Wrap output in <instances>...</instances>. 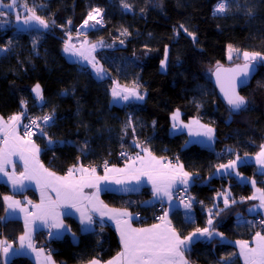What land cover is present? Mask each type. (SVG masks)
Segmentation results:
<instances>
[{"label": "trees", "instance_id": "obj_1", "mask_svg": "<svg viewBox=\"0 0 264 264\" xmlns=\"http://www.w3.org/2000/svg\"><path fill=\"white\" fill-rule=\"evenodd\" d=\"M26 2L49 27L26 33L0 27V48H8L0 51V116L9 118L23 112L22 101L27 103L26 111L36 117L53 115L52 124L44 126L46 135L35 138L48 168L64 175L74 165L102 167L104 160L121 165L125 161L119 157L121 151L132 156L146 147L155 156L181 163L195 178L189 192L202 203L192 208L194 219L188 221L181 210L171 216L181 236L207 227L210 217L211 230L230 242L251 241L256 232L264 234L262 224L255 223L263 215L249 213L255 204L248 199L254 195L253 187L231 175H215L219 165L254 156L264 143V61L257 58L256 76L240 89L247 101L241 111L234 112L225 103L213 81L217 66L243 64V51L264 55V0H226L228 11L215 15L214 7L220 0H132L136 7L132 12L109 9L105 27L87 33L90 40L107 44L97 53L108 74L102 80L90 68L67 60L64 47L78 33L90 7H108V1ZM117 30L120 39L115 37ZM229 45L240 50L231 60ZM161 61H165L164 68ZM114 82L122 87L138 85L146 93L145 101L117 105L111 92ZM36 84L43 89L42 105H37L33 96ZM176 110L185 121L197 118L214 128L213 148L189 144L187 135L171 133V116ZM137 143L142 145L136 147ZM239 173L254 179L264 190V172L256 165L244 164ZM8 194L10 190L0 185V237L17 245L24 227L21 221H4L3 196ZM228 194L230 203L225 208ZM150 198L149 190L132 195L104 194L109 205L140 213L142 225L153 223L146 218L156 205H143ZM219 209L223 211L217 215ZM240 218L245 222L238 224ZM66 222L74 236L50 240L46 233H37L35 237L37 245L51 251L57 263L105 262L120 252L117 233L111 227L98 226L83 233L75 219L67 218ZM188 258L193 264H243L236 246L217 238L195 242ZM0 264H5L1 255ZM9 264L35 263L29 257L17 256Z\"/></svg>", "mask_w": 264, "mask_h": 264}, {"label": "snow or ice", "instance_id": "obj_2", "mask_svg": "<svg viewBox=\"0 0 264 264\" xmlns=\"http://www.w3.org/2000/svg\"><path fill=\"white\" fill-rule=\"evenodd\" d=\"M123 7L130 9V5L124 3L122 0ZM23 8L28 14L24 16L21 21V16L16 15L18 23H23L26 28H32L34 25L42 29H47L49 24L46 19L37 15L35 7H30L26 0L23 3L20 0H0V9H8L10 11ZM228 11L226 7V0H220L214 9V15L217 13L223 14ZM8 13L0 11V17H7ZM97 17H101L97 19ZM89 20L95 21V24L102 25V10L99 8H93L89 11L87 18L84 20L81 27L89 26ZM54 23V22H53ZM71 23V21H69ZM94 27V25H93ZM184 26L181 25V28ZM187 31V29H184ZM126 31V30H125ZM79 35V33H78ZM188 35L193 37L195 41V35L191 32ZM101 46H103L101 44ZM72 48L75 46L72 45ZM96 45H92L94 51ZM0 51L7 52L8 48H0ZM65 52L70 51V47L65 43ZM238 49H233L231 45L228 48V59H232V53ZM75 54V53H73ZM83 55V53H81ZM95 69L98 78H103L102 73L104 69L97 67L98 62L95 57L89 58L84 57ZM242 58L245 61L243 64H238L235 67L223 68L217 66L216 78L217 83L220 85V90L224 95L225 100L234 112L240 111L245 107L247 101L245 97L238 94L237 80L239 77H248L249 68L251 62L257 60L264 61V55L259 52H242ZM167 59V51L165 53V60ZM165 67V61H161V68ZM116 82H114L115 84ZM138 85H134L131 90L127 87H113L111 92L114 98H119L124 101L135 97L137 100H143L144 95L140 94L136 89ZM33 93L39 100H43L42 90L39 84H36L32 89ZM122 93H126L123 94ZM22 106L25 104L21 102ZM25 113L14 114L7 120L0 116V136L3 137L0 140V174L8 176L9 180L15 187L17 184L21 188L24 187L20 178L15 176V172L9 173L7 166L13 164L12 157L19 156L20 160L24 161V171L20 174V177L26 180L35 181L37 186L41 188V202L40 204L33 205L35 208L34 212H29L26 208L20 206L19 201L12 200L10 196H5L3 199L5 202L11 201L7 204L8 209H12L13 212L19 209L20 212L25 213V232L19 237L21 249L24 247L31 248L35 251L34 245L31 241V223L33 218L41 221L49 229H66L63 221L60 219L61 215L67 213H61L59 209L63 206L70 209H75L80 212V223L92 225L95 223L92 215L88 212L98 213L101 218L107 216L110 220H113L116 224L117 231L120 237L121 251L117 253L115 257L105 262V264H188V260L185 258V253L190 250V244L193 243V237L199 233L200 236L212 237L213 231L210 228L213 224L211 218L207 221V227L196 228L195 232L181 237L178 231L172 226V222L168 219V212L165 211L163 215L157 217L160 223H154L147 228H134L132 227L131 220L133 219L131 213L126 210L110 209L107 205L99 199V192L101 191L99 185L101 182H114L116 184L131 183L135 181L137 185L142 183L141 178L146 177L147 181L152 185L153 195L157 198L167 197L169 201L172 200L171 189L173 184L179 180L181 184L188 185L190 180V174L183 170V165H174L171 162L162 163L163 157L157 158L148 148H142L143 155L137 153L135 157H129V163L124 168L108 167L107 161L104 162L105 173L103 176L97 174L95 167L88 168L82 165H74L70 167L66 174L57 175L56 172L45 168L39 160V147L33 142L31 137L36 133L32 131V126L40 129V135H46L45 127L49 126L50 121L53 120V115H44L31 120L30 125H24L25 131L23 136L18 132V127L22 116ZM171 119L174 122L179 121L180 112L176 110ZM38 120L42 123H38ZM131 123V121L129 122ZM155 123V122H153ZM195 126V127H194ZM177 127L176 123H173V128ZM183 128L188 129L190 136H202L206 137L208 141H212L214 138V129L207 125L201 124L198 119H193L187 124H182ZM52 141L49 140V144ZM136 147H140L137 143ZM125 155V153H121ZM239 159V157H237ZM257 163L264 166V145H261V151L256 154ZM14 166V165H13ZM236 167V161H229L227 165L221 164L218 166L219 169H230ZM76 173H79L77 176ZM239 175V173H237ZM255 187V181H252ZM85 188H93L96 191L91 194L85 193ZM55 193V199L47 196L48 191ZM128 189H125L127 191ZM260 193V207H264V190L259 188L256 189ZM228 195L224 197V206H229ZM191 199V198H190ZM243 199V198H242ZM248 199H257L254 194ZM31 203V202H29ZM231 203H235L234 200ZM186 209H191V203H185ZM211 211V210H210ZM223 209H219L216 213L222 212ZM251 211V210H250ZM6 219V217H5ZM138 219V217H137ZM191 220V217H186ZM51 221V223H49ZM101 227H103V220L100 221ZM261 224H264V220H261ZM53 235V233H49ZM216 235H221L216 233ZM28 240L25 245V240ZM240 246V256L244 259V264H264V234L256 232L253 237L254 246H249L247 241H237ZM12 245L7 240H0V251L5 256H8L9 250ZM41 252L43 249L40 250ZM47 259L51 261V255L49 254ZM88 264H101L97 259H93Z\"/></svg>", "mask_w": 264, "mask_h": 264}, {"label": "crops", "instance_id": "obj_3", "mask_svg": "<svg viewBox=\"0 0 264 264\" xmlns=\"http://www.w3.org/2000/svg\"><path fill=\"white\" fill-rule=\"evenodd\" d=\"M5 2L6 3L9 2V0H5ZM0 11H5V12L8 13L7 17H0V27L2 29L13 28L17 32H21V33H26V32L33 31V30L40 31V32L45 30V29L39 28L38 26H35V25L32 28H26L23 23H18L17 20H16V15H20L21 16V21H22L24 16L28 14L27 12L24 11V9L22 7L17 9V10H12V11H10L8 9H0ZM64 53H65V56H66L67 60H69L70 62H73V63H77V64H79V65H81L83 67L90 68L91 71L94 73V75L97 77L95 69L93 68L92 64H90L88 62V60L82 61V60L77 59L79 54H81V53L75 52V54H73V53H68V52H65V51H64ZM84 55H85V53L83 52L82 56H84ZM94 55H96L95 52H94ZM94 55H93V57H94ZM89 58H91V56H89ZM95 60L98 62L97 67L98 68L102 67L101 63L97 60L96 57H95ZM102 75H103L102 79H105L108 76V74L106 73L105 70L102 73ZM99 79H101V78H99ZM116 86H119L118 83H115V87ZM119 87H122V86H119ZM127 88L129 90H131L133 87H127ZM41 90H42V95H43V89L41 88ZM136 90L140 94L144 95V99L143 100H137L135 97H130V99L127 100V101H124V100L119 99V98H114L115 103L117 105H128V104H132V103L142 104L145 101V99H146V93L143 92L139 87H137ZM123 94H126V93H122V95ZM33 96H34V98L36 100L37 105H42L43 104L44 100L41 101V100L37 99L36 96H35V93H33ZM26 104L27 103L24 104V110H23L24 113L27 110ZM4 119L7 120L8 118H4ZM22 119H23V116L21 118V121H22ZM194 119H197V118H194ZM192 120L193 119H190L189 121H185L183 119L182 113L180 112L179 121L174 122L171 119V124H172L171 133L172 134H185V135H187L189 144H198L200 146L207 147V148H210V149L213 148L214 143H215V130H214V138H213L212 141H208V139L206 137H202V136H190L188 134V129L183 128L182 124H187V123H189ZM21 121H20V124H19V127H18V132H19V134L21 136H23L22 132H21ZM199 121H200L201 124L207 125V124L203 123L201 120H199ZM173 123L177 124V127L175 129L173 128ZM207 126L211 127L209 125H207ZM211 128H213V127H211ZM2 139H3V137L0 136V140H2ZM32 140L39 147V145L36 143L35 139H32ZM50 145H52V146L55 145V142L52 141V143ZM263 145H264V143H263ZM39 149H40L39 160L44 165L45 168H48L42 162V160L40 158L41 148L39 147ZM260 151H261V148H260L259 152ZM138 153L143 155L142 148L139 150ZM136 155H137V153L132 155L131 157H135ZM156 157L160 158L158 156H156ZM12 161H13V164H10V165L7 166V171L9 173H12L14 171L15 172V176L20 178V180H21L22 184L24 185V187L21 188L19 184H17L14 187L12 182L9 180V177L8 176H4L3 174H0V185H4L10 190V194L5 195V196H10L12 198V200L19 201L20 202V206L23 207V208H26L29 212H34L35 208L33 207V205L40 204V202H41V188L37 186L35 181L26 180V179H23L22 177H20V174L24 171V161L20 160L19 156H13L12 157ZM234 161H236V167L235 168H230V169L221 168V169H219V171H217V169H216L215 175L216 176H230L231 175V176L236 177L237 180L240 181V182H244V183L250 184L253 187L254 194L257 196V199H255V204L250 208L251 211L249 210V213L251 215L262 214L263 215L262 220H264V207H260V199H259L260 193L256 191V189L259 188L257 183H256V181L254 179H251V178H248L246 176H243L242 174L239 173V167L244 165V164H254L262 172H264V166H262L261 164L257 163L256 155L239 157V159L236 158ZM168 162H171L174 165H182L181 163H179L177 161H172V160L165 159V158L162 161V163H168ZM127 163H129V158L125 159V161L121 165H109V167L110 168L111 167L124 168ZM227 164L228 163H226L225 165H227ZM80 165H82L84 167H88V168L95 167L97 169V174L100 175V176H103L104 173H105V169H103L100 166H88V165H84V164H80ZM48 169L53 171L50 168H48ZM183 170L186 171L184 166H183ZM237 173H239V175H237ZM57 175H60V174L57 173ZM76 175L78 176L79 173H76ZM141 180H142V183L140 185H137L135 183V181H132L131 183H122V184H116L114 182H101V184L99 185V187L101 189V191L99 192V199L101 201H103V203L105 205H107L108 208H110V209L126 210L127 212L131 213L133 219L130 222L132 224V227H134V228H147V227H150L154 223L147 224V225H138L136 223L135 214L132 212L131 209L125 208V207L111 206V205H109L106 202V200L104 199V194L106 192L115 193V194H119V195H132V194L141 193L143 190H149L150 193H151V198L146 200L145 202H143L144 206L153 207V206H155L157 204H162L164 206V208H165V211L168 212V219H170V220H171L172 214L174 212L178 211V210H181L184 213L185 217H191V220L187 219L188 221H192L194 219V211H193V209L192 208L191 209H186L184 207V205H181L175 199V195H176L177 192L182 191V190L188 191L195 184L196 181H195V178H194L193 175L190 174V180H189L188 185L181 184L179 180H177L173 184V187L171 189V193H172V200L171 201H169L167 197H163L162 199L155 197L153 195V192H152V185H151V183H149L147 181V178L146 177H142ZM253 180L255 181V187L252 184ZM125 189H128V190L125 191ZM84 191L87 194H91L92 192H94L96 190L93 189V188H85ZM46 195L52 197L53 199H55V193L51 192L50 190L46 193ZM5 196H3V198ZM29 202H31V203H29ZM8 203H11V201L5 202L4 199H3L4 221H7V220L21 221L22 224H23V227H24V232H25V213L24 212H20L19 209H16L14 212H13L12 209H8L7 212H6L5 209H7V204ZM59 211L61 213H67L66 215H61L60 219L63 221V224H64L65 228L66 229H70V231H65L64 229H59L58 230V229H55V228L49 229L41 221L35 220L33 218H30V219H32V223H31V241H32V243L34 245L35 251H33L31 248H27V247H24L23 249H21L20 240H18L17 245H13L12 243L7 241L9 244L12 245V248L9 250L8 256H5L3 254V252L0 251V255H1L2 259H3V262L5 264H9L15 257H17V256H25V257H29L35 264H59V263H57L54 260L51 251H49L48 249H45V248L37 245L35 237H36L37 233H46L50 240L59 239V238H62L64 236H66V235L74 236L70 226H68V224L66 222L67 218L75 219L79 223L80 229H81V231L83 233H88V232L95 231L98 226H101L100 221L103 220V226H109L112 229H114L115 232L117 233V236H118V239H119V242H120V237H119V233H118L117 228H116V224H115V222L113 220H110L107 216L101 218L98 213L89 211L88 214L92 215L93 220L95 221V223H93L92 225H87V224H83L82 225L80 223V212L76 211L75 209H70V208H66V207H63V206L59 209ZM5 217H6V219H5ZM244 222H245V219H243V218H240L237 221L238 224H242ZM49 223H51V221H49ZM172 226L174 227L173 223H172ZM262 227L264 228V224H262ZM210 231H212L211 228H210ZM24 232H23V234H24ZM50 232L53 233V235H49ZM216 233H220V232H213V235H212L211 238H209L207 236H200L199 233H197L196 236L193 237V241L194 242L190 244V249H191L192 245L195 242H197V241H205V242L207 241V242H209V241H212L214 238H217V239H219L220 241H222L224 243H233L236 246V248L238 249V254L240 253V246L236 243L237 241L230 242V240H228L223 234L220 233L221 235H216ZM181 237H183V236H181ZM0 240H5V239L0 237ZM239 241H241V240H239ZM247 242L249 243V246H254L253 239L251 241H247ZM24 243H25V245H27V243H28L27 238H26ZM41 249H43L42 252L40 251ZM120 251H121V249H120ZM188 252L185 253V258L188 260V264H193V263L190 262V260L188 258ZM49 254L51 255V261H49L47 259ZM239 256H240V254H239ZM240 258H241L242 263L244 264L243 257L240 256ZM100 262H101V264H105L106 261L105 262L100 261ZM86 264H88V263H86Z\"/></svg>", "mask_w": 264, "mask_h": 264}, {"label": "rangeland", "instance_id": "obj_4", "mask_svg": "<svg viewBox=\"0 0 264 264\" xmlns=\"http://www.w3.org/2000/svg\"><path fill=\"white\" fill-rule=\"evenodd\" d=\"M108 1V7L107 6H91L90 7V11L93 8H99L102 10V19H103V24L99 25V24H95V21L93 20H89V26H85V27H81L78 29V33L76 35H73L70 37V39L68 40L67 44L70 47V51L68 53H85L84 56H82L81 54H79L78 58L79 60L85 61L86 59L84 58L85 56H91L93 57L94 52L96 55H94V57L97 58V53L99 51H101L103 48L107 47V44L104 41H92L89 38H87V33L90 32L88 29H90L91 27H93L94 25V29L95 30L97 28H103L105 27V22H106V18H107V11L109 9H113V11L115 10L116 12H120V9L124 8L123 4H122V0H107ZM124 3H127L128 5H130V9H128V11L132 12V10H135L136 7L135 5H132V0H123ZM228 6V3L226 2V7ZM216 7V6H215ZM214 7V9H215ZM125 9V8H124ZM126 10V9H125ZM112 11V12H113ZM218 14V13H217ZM220 14V13H219ZM101 17H97V19H100ZM83 31V32H82ZM115 37L117 39H120L121 34L120 31L117 30ZM101 44L103 46H101ZM74 45L75 47L72 48L71 46ZM92 45H96L95 50H92ZM99 48V49H98ZM235 54V51L232 53V56ZM229 55V52H228ZM98 60V59H97ZM141 144V143H140ZM142 145V144H141ZM235 160V159H234ZM233 160V161H234ZM189 191V190H188ZM192 208V207H191Z\"/></svg>", "mask_w": 264, "mask_h": 264}, {"label": "built area", "instance_id": "obj_5", "mask_svg": "<svg viewBox=\"0 0 264 264\" xmlns=\"http://www.w3.org/2000/svg\"><path fill=\"white\" fill-rule=\"evenodd\" d=\"M93 29L94 28L91 27L88 30L92 31ZM35 118H38V117L32 115L28 111L25 112V115L23 116V119L21 121V132H22V135L24 134V131H25L24 125H30L31 124V120L35 119ZM38 123H42V122L38 120ZM32 131L35 132L36 134L33 135L31 137V139H35L36 137L40 136V129L39 128H36L35 126H32ZM121 153H125V155H121ZM119 157L122 158V159H128L129 157H131V155H130V153L128 151L124 150V151H121L119 153ZM104 162H105V160L102 162V168L103 169H105L104 168ZM107 164H108V167H109L110 164L108 162H107ZM175 199L181 205H184L185 203H191L192 204V208L195 205L202 203V201L194 200L192 198L190 192L186 191V190H182V191L177 192L176 195H175ZM164 212H165L164 206L162 204H157L153 214L150 217L146 218V219L147 220H151L153 223H160V221L157 219V217L163 215ZM135 217H136L137 224L138 225H142V222H143L142 215L140 213H137V214H135ZM137 217H138V219H137ZM261 220L262 219L258 217V218L255 219V223H261Z\"/></svg>", "mask_w": 264, "mask_h": 264}, {"label": "water", "instance_id": "obj_6", "mask_svg": "<svg viewBox=\"0 0 264 264\" xmlns=\"http://www.w3.org/2000/svg\"><path fill=\"white\" fill-rule=\"evenodd\" d=\"M238 65V64H237ZM236 65H233V66H222L223 68H230V67H235ZM258 67H259V62L258 61H252L251 62V67L249 68V75H248V77H243V76H241V77H239L238 78V80H237V88H236V90H237V92H238V94L239 95H241L240 94V89L242 88V87H245V86H248L249 84H250V82L252 81V79L256 76V74H257V72H258ZM215 72H216V69H215V71H214V73H213V81L215 82V85H216V88H217V90H218V93H219V95L221 96V98L225 101V103L228 105V103H227V101L225 100V98H224V95H223V93L221 92V90H220V85L216 82V80H215V78H216V75H215ZM242 96V95H241ZM246 105H247V103H246ZM246 105H245V107H246ZM229 106V105H228ZM230 107V106H229ZM244 107V108H245ZM231 108V107H230ZM244 108H242V109H244ZM241 109V110H242ZM240 110V111H241ZM53 121V120H52ZM52 121H50V124H49V126L52 124ZM74 242H76L75 240H74Z\"/></svg>", "mask_w": 264, "mask_h": 264}]
</instances>
